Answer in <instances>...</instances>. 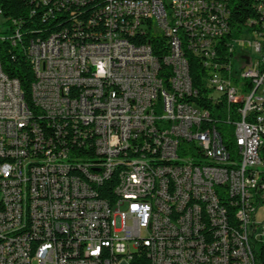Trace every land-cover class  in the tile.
Instances as JSON below:
<instances>
[{
	"label": "built area",
	"instance_id": "built-area-1",
	"mask_svg": "<svg viewBox=\"0 0 264 264\" xmlns=\"http://www.w3.org/2000/svg\"><path fill=\"white\" fill-rule=\"evenodd\" d=\"M42 3L32 107L0 74V264H264V0Z\"/></svg>",
	"mask_w": 264,
	"mask_h": 264
},
{
	"label": "trees",
	"instance_id": "trees-1",
	"mask_svg": "<svg viewBox=\"0 0 264 264\" xmlns=\"http://www.w3.org/2000/svg\"><path fill=\"white\" fill-rule=\"evenodd\" d=\"M251 6L250 3L237 4L236 16L234 17L236 25L244 24L248 17L255 14L252 12ZM0 9L3 17L7 20L6 25L9 27V32L6 34L11 35L16 30H19L21 34L18 38L14 37V45L16 46H13L8 39H0V73L19 81L25 99L28 105L32 107L30 91L34 81V73L25 54L26 47L31 40L60 33V26L67 25L68 16L65 12H63L64 15L58 12L53 4H49L47 7L42 3V0H0ZM48 9L53 10V15L47 18L45 14ZM189 67L190 75L195 80L199 70L198 61L190 62ZM166 71H169L168 67H166ZM262 153L264 158V149ZM113 182L111 181L106 186H112ZM129 264H150L145 249H142Z\"/></svg>",
	"mask_w": 264,
	"mask_h": 264
},
{
	"label": "bare ground",
	"instance_id": "bare-ground-1",
	"mask_svg": "<svg viewBox=\"0 0 264 264\" xmlns=\"http://www.w3.org/2000/svg\"><path fill=\"white\" fill-rule=\"evenodd\" d=\"M16 37L18 38V36ZM136 39H145V32H136ZM166 67H168L169 71H173V64H166ZM192 82L194 84H201V75H196V79H192ZM71 173H76L77 177L82 179H89V170H85V166H71ZM115 179L116 171L107 172L104 175V186L108 185L111 181L115 182ZM231 218H239V211H231ZM207 234L208 237H217V229L214 226H207ZM236 264H245V259L236 260Z\"/></svg>",
	"mask_w": 264,
	"mask_h": 264
},
{
	"label": "rangeland",
	"instance_id": "rangeland-1",
	"mask_svg": "<svg viewBox=\"0 0 264 264\" xmlns=\"http://www.w3.org/2000/svg\"><path fill=\"white\" fill-rule=\"evenodd\" d=\"M3 24L0 23V32L3 31Z\"/></svg>",
	"mask_w": 264,
	"mask_h": 264
}]
</instances>
